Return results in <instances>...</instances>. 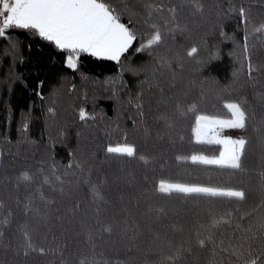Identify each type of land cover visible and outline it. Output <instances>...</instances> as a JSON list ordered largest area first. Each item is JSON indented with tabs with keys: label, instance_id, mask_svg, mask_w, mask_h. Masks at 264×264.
<instances>
[{
	"label": "snow or ice",
	"instance_id": "snow-or-ice-1",
	"mask_svg": "<svg viewBox=\"0 0 264 264\" xmlns=\"http://www.w3.org/2000/svg\"><path fill=\"white\" fill-rule=\"evenodd\" d=\"M186 17L191 18V27ZM237 17L243 26L242 40L224 29L228 20ZM205 23L203 34L197 35ZM13 32L29 34L47 44L52 55H59L63 67L72 73L80 71L83 56L115 62L119 72L104 83L110 86L111 98L131 110V128H121L117 123L106 133L109 142L97 143L87 153L79 145L82 133L78 130V147L69 151L66 164L49 155L47 160L37 161L34 169L25 167L0 179V250L5 257L11 254L12 264H128L118 253L109 257L97 251V240L111 237L121 223V235L131 241L126 245L128 251L139 234V223L134 219L117 222L118 213L105 219L109 187L121 176L111 168L96 180L92 175L99 171L95 149L103 154L101 164L115 162L120 172L133 162L154 171L158 159L163 160V170L167 164L164 150L157 149L159 157L140 151L129 139L137 133L146 142L166 141L174 150L177 165H191L210 180L215 173V182L198 183L164 177L149 182L145 172L140 195L146 202L143 218L150 230L151 225L176 213L173 201L191 202L198 211L189 226L171 225L173 237L181 235L178 244L172 239L162 241L155 232L156 258L146 257L143 264H184L186 256H193L199 264V253L203 252L208 254L207 264H264V18L255 19L250 8L237 6L233 0H227V6L220 0H0V40L8 42L14 55L18 41L13 40ZM217 32L221 43L233 45L229 56L234 67L226 84L215 78L197 79L208 64L220 58L218 46L208 45V37ZM178 37L190 43L180 42ZM130 50L146 54L148 59L133 66L127 62ZM4 54H9L7 48ZM186 71L188 77L184 76ZM125 73L137 78L135 91L127 87ZM185 79V88L177 89V81ZM43 84L38 82L35 95L42 102L47 100V126L56 122L60 101L55 90L45 98L40 91ZM121 91L126 92L124 100ZM83 99H88L87 94ZM69 107L82 128L97 119L98 114L87 112L83 106ZM28 115L18 129L22 137L18 144L35 143L25 135ZM150 119L155 126L154 137ZM66 127L58 133L61 141L67 135ZM117 133L122 142L113 144L110 138ZM185 144L189 151H180ZM126 182L134 183L131 173ZM81 184L91 215H80L84 200L74 199L64 206L55 195L71 200L70 193L79 192ZM121 211L129 215L127 208ZM68 232L83 237L87 247V251H78L74 261L65 254L68 243L64 236Z\"/></svg>",
	"mask_w": 264,
	"mask_h": 264
},
{
	"label": "trees",
	"instance_id": "trees-1",
	"mask_svg": "<svg viewBox=\"0 0 264 264\" xmlns=\"http://www.w3.org/2000/svg\"><path fill=\"white\" fill-rule=\"evenodd\" d=\"M213 2L215 0H206V3ZM220 2L227 6V0H220ZM233 3L237 6L243 4L245 8H250L251 15L257 20L264 18V0H233ZM185 22L190 27L192 26L190 17H186ZM206 27L207 24L205 23L197 35L203 34ZM242 27V25H239L238 17L228 20L224 25L225 32L228 35L235 34L240 40H242L243 36ZM238 28L241 30L238 31ZM12 37L14 41H18V47L14 55L8 42L0 40V149H2L3 153L0 155V179L5 174L12 175L25 167L34 169L38 166L37 161L41 159L47 160L49 155L54 157L57 162L66 164L69 159V151L76 150L78 147L76 135L78 130L82 133L79 138V145L87 153L93 150L97 143L106 145L109 142V137L106 136V133L110 127H115L117 123L121 128H131V121L128 119L131 110L122 103L118 104L116 99L111 98L110 86H106L104 83L106 79L115 76L119 72L115 62L99 61L95 58L83 56L79 63L80 71L72 73L63 67L59 55H52L53 50L47 44L33 39L29 34L23 32L18 35L13 32ZM178 40L183 43H190L184 41L182 37H178ZM208 45L209 48L213 45L218 46L220 58L208 64L197 79L215 78L221 84H226L231 78V72L234 67V62L229 56L233 45L230 42L221 43L218 32L217 35L208 37ZM6 48L9 50L8 55L4 54ZM202 54L207 55V53ZM261 55L264 56V51L261 52ZM126 56L127 62L132 63L133 66L140 65L148 59L146 54H136L133 50H130ZM81 74L87 79L82 78ZM188 75L186 71L184 76L188 77ZM123 78L127 87L135 91L137 78L131 76L130 73H125ZM140 79H143V76ZM39 81L44 82L40 91H42L45 98H49L55 90L57 99L60 101L56 122L52 123L50 121L47 126L45 124L47 100L42 102L35 95ZM186 85L187 79L177 81V89H183ZM164 87L167 92L168 85L166 82H164ZM85 94L88 97L86 101L83 99ZM119 95L121 100L126 99L125 91H121ZM70 104L77 107L83 106L87 112L98 114L96 121H89L90 127L82 128L78 118L74 119V114L69 107ZM28 113H30L27 116L29 130L25 135L28 140L35 143L21 142L18 144V141L22 140L18 129L22 127V121ZM101 115L103 119L100 118ZM118 116L119 120H117ZM148 123L153 125L151 119ZM65 124L67 125L65 128L67 135L61 141L58 133ZM184 134L187 136V132ZM154 136L155 126L153 125ZM5 138L10 140L11 143L6 142ZM110 139L113 144L122 142V137L118 133L113 134ZM129 139L142 152L155 154L159 157L161 152L157 149L164 150L163 159L167 160V164L164 165L162 170L160 164L163 163V160L158 159L153 171L145 169L137 162H133L125 164L124 172H120L119 165L115 162L111 165L101 164L100 161L103 160V154L100 153L99 149H95L98 153L95 163L99 171L93 172L92 179L96 180L104 170L109 168L121 176L120 181L111 184L109 187L108 198L110 204L108 205V213L105 219L109 220L112 218L113 213H118L116 216L117 222H122L127 218L129 220L134 219L139 223V234L131 251H128L126 247V245L131 244V241L121 235L122 223L120 227L116 228L111 237L105 236L103 239L97 240V251H102L109 257L118 253L120 258L126 260L128 264H143L146 257L148 259L156 258L153 254L157 250L156 242L153 240L155 232L160 233L162 241L172 239L174 243L178 244L181 241V235L177 233L173 237L171 225L175 222L178 226H189L196 219V212L198 211L191 202L182 204L178 200L173 201L172 204L177 209L176 213H170V218H165L159 224L151 225L150 230L148 221L143 218L146 202L140 195V190L144 186L143 177L145 172L147 171L149 182L154 178L164 177L172 180L198 183L215 182V173L211 174L212 179L210 180L209 175L195 169L191 165H177L174 159V150L166 141L156 144L154 139H150L146 142L140 133L130 135ZM52 141H55V143L53 144ZM180 151L188 152L187 144ZM129 173H131V177H134V183L131 185L126 182L129 178ZM71 179L75 183V178ZM2 187L3 185L0 184V189ZM2 194V191H0V195ZM23 195L24 192L21 190V198H23ZM55 195L58 202L64 206L70 205L74 199L84 200L85 203L82 206L80 215H83L84 212H88L91 215L92 209L87 204L85 186L83 184H81L79 192L70 193L71 200L66 197L61 198L58 193ZM121 197H123V200H121ZM252 198L258 200V195L252 193ZM122 208H127L129 215L125 216L121 211ZM131 235L132 233L129 232L128 236ZM64 239L68 243L65 254L70 261H74L77 258L78 251H87V247L83 243V237L75 236L74 232L66 233ZM207 256L206 252L199 253V264H207ZM6 259L9 264H12L13 257L11 254L5 257L3 251L0 250V261ZM184 264H195L194 257L186 256Z\"/></svg>",
	"mask_w": 264,
	"mask_h": 264
},
{
	"label": "rangeland",
	"instance_id": "rangeland-1",
	"mask_svg": "<svg viewBox=\"0 0 264 264\" xmlns=\"http://www.w3.org/2000/svg\"><path fill=\"white\" fill-rule=\"evenodd\" d=\"M226 134L236 135V133L226 132Z\"/></svg>",
	"mask_w": 264,
	"mask_h": 264
}]
</instances>
